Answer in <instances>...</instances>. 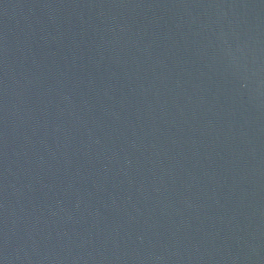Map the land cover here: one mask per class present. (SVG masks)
<instances>
[{"label": "water", "instance_id": "95a60500", "mask_svg": "<svg viewBox=\"0 0 264 264\" xmlns=\"http://www.w3.org/2000/svg\"><path fill=\"white\" fill-rule=\"evenodd\" d=\"M0 264H264V0H0Z\"/></svg>", "mask_w": 264, "mask_h": 264}]
</instances>
